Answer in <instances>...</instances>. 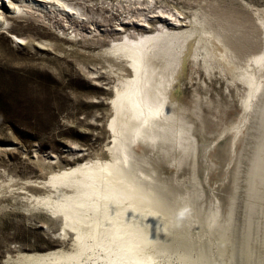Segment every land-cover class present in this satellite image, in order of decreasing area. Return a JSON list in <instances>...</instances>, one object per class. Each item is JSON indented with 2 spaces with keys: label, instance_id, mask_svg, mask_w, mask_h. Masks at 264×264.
Returning <instances> with one entry per match:
<instances>
[{
  "label": "bare ground",
  "instance_id": "bare-ground-1",
  "mask_svg": "<svg viewBox=\"0 0 264 264\" xmlns=\"http://www.w3.org/2000/svg\"><path fill=\"white\" fill-rule=\"evenodd\" d=\"M5 1L12 5H5L11 17L41 18L63 36L70 31L76 40L113 45L96 56L113 80L107 131L114 146L110 160L78 157L45 181H28L30 188L45 190L28 200L56 218V240L71 247L23 252L0 264H219L216 255L220 264H234L236 250L220 207L202 216L190 206L192 199L168 195L172 190L163 175L168 164L190 165L206 136L203 121H191L186 115L191 106L176 96L186 68L192 81L202 68L210 77L218 71L248 88L242 96L244 119L250 123L247 135L256 140L248 171L250 214L264 201V33L254 49L249 27L216 12L214 0H187L198 4L195 11L164 0H3V7ZM204 2L214 9L207 10ZM3 10L0 6L1 28L10 21ZM255 12L264 27V11ZM193 95L200 96L198 90ZM195 98L192 113L200 119L203 104ZM241 132L238 127L236 136ZM235 138L221 147L220 160L233 161ZM215 234L216 253L211 248ZM244 248L249 257L248 245Z\"/></svg>",
  "mask_w": 264,
  "mask_h": 264
},
{
  "label": "rangeland",
  "instance_id": "rangeland-1",
  "mask_svg": "<svg viewBox=\"0 0 264 264\" xmlns=\"http://www.w3.org/2000/svg\"><path fill=\"white\" fill-rule=\"evenodd\" d=\"M2 1V13L10 21L0 27V263L23 252L71 247L56 240L54 233L60 228L56 218L28 200L31 194H45V190L30 188L28 181H45L52 172L76 164L78 157L82 161L110 160L109 148L114 146V138L107 131L113 120L109 106L113 80L107 76L105 63L96 56L113 45L108 40L99 45L76 40L70 31L63 36L41 18L22 14L11 17L5 5H12L5 1L3 7ZM165 1L170 6L200 9L197 3L187 0ZM214 1L211 3L216 12L221 10L232 22L249 27L254 49H258L264 27L255 10L264 11V0ZM212 4L204 2L202 6L213 10ZM15 36L22 40L14 39ZM186 69L176 96L191 106V113L186 114L191 121H203L206 136L199 139L190 165H166L163 178L172 190L168 195L192 199L190 206L193 204L202 216L220 207L222 222L230 228L231 245L236 250L232 262L264 264V201L255 200L259 203L252 214L248 208L253 200L248 171L256 143L254 136L247 135L250 123L244 119L242 96L248 88L229 76L223 78L218 71L210 77L204 68L192 81L189 67ZM94 72L98 75L90 74ZM193 87L199 98L194 97ZM193 97L203 104L204 117L200 119L192 113ZM238 127L242 132L236 136ZM231 137H236V153L231 154L233 161L227 163L219 157L221 147ZM142 149L138 147V152ZM217 238V234L211 237L215 253ZM246 244L249 257L244 255ZM215 257L218 263L222 262L218 255Z\"/></svg>",
  "mask_w": 264,
  "mask_h": 264
}]
</instances>
